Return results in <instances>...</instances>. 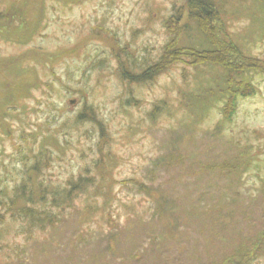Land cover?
<instances>
[{
  "label": "rangeland",
  "instance_id": "obj_1",
  "mask_svg": "<svg viewBox=\"0 0 264 264\" xmlns=\"http://www.w3.org/2000/svg\"><path fill=\"white\" fill-rule=\"evenodd\" d=\"M213 2L206 29L180 9L186 0H0V187L21 178L41 140L50 155L34 183L64 184L102 159L92 172L101 191L89 194L99 208L64 209L41 233L1 228L0 264H221L239 250L241 263L252 250L249 263L264 264V73L250 72L257 91L220 124L226 79L213 53L222 38L264 64V0ZM168 49L148 79L119 77L129 68L119 62L146 69ZM189 49L209 53L198 62ZM83 103L96 121H75ZM238 150L259 159L231 183L219 171ZM128 179L146 181L152 200L135 181L118 183ZM154 194L183 210L153 213ZM190 205L204 210L191 215Z\"/></svg>",
  "mask_w": 264,
  "mask_h": 264
},
{
  "label": "trees",
  "instance_id": "obj_2",
  "mask_svg": "<svg viewBox=\"0 0 264 264\" xmlns=\"http://www.w3.org/2000/svg\"><path fill=\"white\" fill-rule=\"evenodd\" d=\"M183 7H188L190 9L189 15L202 23H200V27L206 28L209 24V20H211V25L212 23H214L213 21H216L212 19L217 11L213 0H186L185 5H182L180 9H182ZM179 18L180 15L178 13L175 21H178ZM210 33H212V35L209 38H216L217 40V37L219 36L218 33H216V36L211 30L210 32H208V34ZM220 41H222V46H218V44H216V46L214 47L217 51L213 50L215 51L213 53L214 63L221 66L220 69L224 70L221 73L224 74V78L226 79V87H221V89L223 90L219 89V91L221 92H227V98L221 104V108L223 109L221 113L222 116L219 121L221 124L231 122L232 117L235 113V111L233 112V110H236V105L239 97H246V95L254 94L257 91L254 84H252V82L248 78V75L251 74L250 72L264 73V64H262L261 66L263 67H261L258 65H254V63L250 61L244 60V58L240 55V52L234 47V42L224 40L222 38L220 39ZM225 43L228 44L230 49L225 48L226 46L223 45ZM222 47V51L219 50ZM189 50L192 54V58L194 60H198V62L201 61V57H205V55L209 53V51H204L202 49ZM228 54L231 55L227 58ZM168 55L169 49L168 51L164 52V56L161 55L162 57L160 56V58L157 59L155 63L149 65L146 69L136 68V60H133L130 63L119 62L120 66L128 65L129 68L124 67L125 70H123V67H120L121 69L119 70L118 75L121 79H125L126 81L131 83L148 79L149 77L154 75V73H156L159 62L163 61ZM237 59L238 62L235 63ZM154 108H156V105L154 106ZM154 108H152L151 111L155 112ZM93 112L94 109L92 105L83 103L82 108L75 117V121L79 123L83 117H87L90 120L92 119L93 121H96L97 118H95ZM100 129L101 131L103 130L102 125H100ZM219 132H222V130H220V126L219 124H217L214 129V133L217 137H220ZM35 135L33 137L32 143H35L37 140L36 138L38 134L36 133ZM227 142L228 141H225V143ZM44 145L45 142H43L42 140L39 141L37 143V146H34L35 149H33L30 154H27L30 158V161H28L29 163L26 162L24 169H21L22 176L19 180L14 181V183H12V186L5 185L3 187H0V229L5 226L6 228L7 226H15V224L17 223V227L19 226L21 230L27 232L29 235L32 233L34 234V232L37 230H39V232L41 233L44 232L43 230L47 231V227L50 229L54 228L53 226H55V224L58 223L59 220L64 216V209H68L72 212L73 210L76 212L83 210L86 215H89L88 213L95 212V210L99 208V205L102 204L98 203L97 197H89V194L93 193V191H101V184L92 181L94 178L92 172L96 174V169L100 167V161L102 160H98V158L96 157L92 161L93 166H83L82 172L77 174V176L75 177L66 179V183L64 184L54 186L52 184L48 185V183H46L41 178L38 180V182L34 183L35 176L30 175V173L34 172L35 174H38L39 167L47 162L46 160L48 154L50 155L49 150L46 149V146ZM98 153L101 154V151L98 150ZM230 158H233L232 161H228L227 164L222 163L221 168L223 169L219 171V174L228 178L229 182L231 183H238L242 173H247L248 171H250L249 165L259 159L258 155L255 152L250 154L246 150H242L241 152L239 150L235 151L232 156L230 155ZM207 167H210L209 169L213 170L217 168H213V164H210ZM150 172L152 173L153 170H151ZM28 175L31 177L30 179L28 178ZM134 181V179H128L127 181H119L118 183L128 184V182ZM137 181L134 182L136 183L135 185L137 186V190L143 191L145 194L149 195L150 189L147 188L148 185L146 184V181ZM260 184L261 186L257 190L262 193L264 192V180H262ZM80 196L84 200L82 202L84 203V207L79 205L78 209L77 202L80 201ZM109 196L111 197L108 200L111 199V202L117 200L116 198H118V195L116 193H112ZM148 200H152V194L149 195ZM177 202L178 201L175 198L169 199L161 197L160 199H157V195L154 194L153 202L151 203V207L153 209H151L150 211H153V213L155 214H162L163 212L182 211V206L177 205ZM138 204H140V202L138 201L132 203L130 202L125 205V209L129 211H136ZM197 206L198 205L189 206V211L192 212L191 215L199 214L204 210L203 208L199 209ZM82 233V237L87 236L84 231H82ZM261 236H264V231L256 236L258 238L257 240H261ZM5 242L6 241L4 240H0V247H2ZM238 253H241L240 250L237 251L236 255L233 257L234 260L237 259L236 261L233 260L234 263L231 257L230 261L226 260L227 263L222 262L221 264H250L249 261L252 258L254 251L248 250L246 252L247 254H250L246 256L247 259L245 257L243 263H241V257Z\"/></svg>",
  "mask_w": 264,
  "mask_h": 264
}]
</instances>
